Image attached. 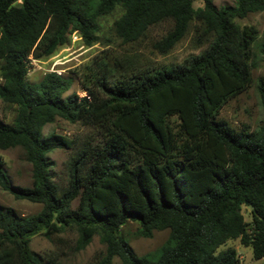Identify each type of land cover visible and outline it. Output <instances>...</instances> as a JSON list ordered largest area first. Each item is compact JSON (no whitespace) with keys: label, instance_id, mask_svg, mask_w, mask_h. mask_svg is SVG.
Wrapping results in <instances>:
<instances>
[{"label":"trees","instance_id":"16d2710c","mask_svg":"<svg viewBox=\"0 0 264 264\" xmlns=\"http://www.w3.org/2000/svg\"><path fill=\"white\" fill-rule=\"evenodd\" d=\"M118 7L113 32L122 44L169 23L152 44L158 54L192 25L194 43L207 48L182 66L132 73L119 58L95 56L72 72L84 96H65L72 79L56 72L28 82L31 60L50 58L73 36L92 46L100 19ZM262 11L264 0H0V100L15 106L12 124L0 120V150L20 148L32 178L31 188L13 186L0 159V188L41 205L31 216L0 207V264H61L57 253L41 256L29 245L67 228L77 232V252L99 237L105 249L92 264H240L235 249H221L235 240L264 259V120L235 132L219 117L251 85L258 30L236 20ZM257 91L264 108V82ZM57 118L86 131L44 135ZM56 149L71 151L63 184L48 159ZM129 221L138 237H168L138 256L118 234Z\"/></svg>","mask_w":264,"mask_h":264},{"label":"rangeland","instance_id":"374dc122","mask_svg":"<svg viewBox=\"0 0 264 264\" xmlns=\"http://www.w3.org/2000/svg\"><path fill=\"white\" fill-rule=\"evenodd\" d=\"M237 0H213L216 7L234 5ZM199 6L200 3H195ZM121 9L116 8L110 15L100 19V31L98 40L92 46H85L77 38H71L70 42L59 49L53 56L42 61L31 60L29 64L27 80L31 84H37L43 75L49 72H57L72 79L70 90L65 94L76 93L84 96L79 79L72 74L73 71L81 73L84 66L89 64L95 56L107 55L112 59H121L128 73L138 71H153L160 68L178 67L184 61L201 54L207 45L196 46L193 41V25L189 33L180 40L167 54L160 55L152 49V44L159 40L169 29V23H161L150 27L144 37L136 42L122 44L113 32V22L120 16ZM240 26H254L258 30V37L252 45L251 85L233 99H230L221 109L219 117L226 121L235 132H240L247 127L250 131L257 129L264 120V108L260 105L257 87L264 82V56L261 47L264 46V11L248 14L244 19L236 20ZM15 116V106L3 103L0 100V120L6 124H12ZM54 130L57 134L76 137L86 130L80 125L70 124L57 118L54 123L46 125L43 134ZM70 150L56 149L48 155L52 163L56 180L63 184L65 173L63 163L70 156ZM0 159L9 181L15 187L31 188V165L26 161L23 151L16 147L0 150ZM0 207L13 209L20 216H31L39 213L41 205L17 200L8 192L0 188ZM246 221L250 220L249 210L242 208ZM137 222H127L121 226L118 234L123 237L136 255L142 256L159 248L168 237V230L154 231L150 238H141L136 235ZM77 232L73 228H67L51 240L39 234L33 236L30 241V250L33 253L44 256L49 253L60 255L61 264H92L103 252L104 245L99 237L94 236L88 246L77 252L75 240ZM233 248L237 251L240 264H264V259L254 260L250 248L243 247L238 240L230 241L221 249ZM220 249V250H221ZM112 264H121L115 258Z\"/></svg>","mask_w":264,"mask_h":264},{"label":"built area","instance_id":"2783aa9c","mask_svg":"<svg viewBox=\"0 0 264 264\" xmlns=\"http://www.w3.org/2000/svg\"><path fill=\"white\" fill-rule=\"evenodd\" d=\"M72 38H76L75 36H73ZM53 72V71H52ZM57 73V72H56ZM58 74V73H57Z\"/></svg>","mask_w":264,"mask_h":264},{"label":"water","instance_id":"95a60500","mask_svg":"<svg viewBox=\"0 0 264 264\" xmlns=\"http://www.w3.org/2000/svg\"><path fill=\"white\" fill-rule=\"evenodd\" d=\"M250 209H252V207L250 206Z\"/></svg>","mask_w":264,"mask_h":264}]
</instances>
